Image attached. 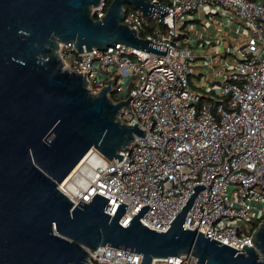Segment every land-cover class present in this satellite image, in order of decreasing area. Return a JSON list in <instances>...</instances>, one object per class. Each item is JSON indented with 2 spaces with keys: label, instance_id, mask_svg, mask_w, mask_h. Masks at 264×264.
I'll list each match as a JSON object with an SVG mask.
<instances>
[{
  "label": "built area",
  "instance_id": "built-area-1",
  "mask_svg": "<svg viewBox=\"0 0 264 264\" xmlns=\"http://www.w3.org/2000/svg\"><path fill=\"white\" fill-rule=\"evenodd\" d=\"M106 1L91 6L94 19L105 14ZM149 1L168 13L144 16L124 5L122 22L139 34L145 17L150 19L153 30L144 38L165 44V54L121 43L77 53L71 43L59 44L63 67L84 75L90 92L110 79L108 96L114 92L117 97L113 102L131 96L119 118L145 133L120 151L119 161L89 149L57 187L73 205L102 195L111 215L118 203L126 204L122 225L147 204L140 222L165 231L192 187L203 184L183 226L196 227L242 253V244L252 245L250 237L264 220V0ZM200 10L224 17L226 24L238 23L235 39L221 47L207 46L202 39L195 50L186 22ZM229 54L232 61L225 60ZM141 258L104 245L89 251L87 264H145ZM195 261V256L181 254L149 264Z\"/></svg>",
  "mask_w": 264,
  "mask_h": 264
},
{
  "label": "water",
  "instance_id": "water-1",
  "mask_svg": "<svg viewBox=\"0 0 264 264\" xmlns=\"http://www.w3.org/2000/svg\"><path fill=\"white\" fill-rule=\"evenodd\" d=\"M99 2L0 0V264H87L89 251L104 245L139 253L145 264L181 254L195 256V264H264V220L242 253L183 226L203 184L192 187L165 231L140 222L147 204L122 225L126 204L111 215L102 195L73 205L58 189L89 149L119 161L145 133L119 118L131 96L113 102L110 79L90 92L84 75L63 67L59 44L71 43L77 53L116 43L166 51L122 22L124 5L144 16L167 14L157 1L111 0L94 19L91 6Z\"/></svg>",
  "mask_w": 264,
  "mask_h": 264
},
{
  "label": "crops",
  "instance_id": "crops-1",
  "mask_svg": "<svg viewBox=\"0 0 264 264\" xmlns=\"http://www.w3.org/2000/svg\"><path fill=\"white\" fill-rule=\"evenodd\" d=\"M190 23L195 25L191 28ZM237 25L238 23L226 24L224 17L200 10L194 16L187 17L186 26L190 36L189 44L196 50L197 44L202 42V39H206L207 46L221 47L226 40L235 39L237 29H239ZM199 68L203 69L204 67L200 65ZM206 71L210 72V69ZM200 75L203 76V74Z\"/></svg>",
  "mask_w": 264,
  "mask_h": 264
},
{
  "label": "trees",
  "instance_id": "trees-1",
  "mask_svg": "<svg viewBox=\"0 0 264 264\" xmlns=\"http://www.w3.org/2000/svg\"><path fill=\"white\" fill-rule=\"evenodd\" d=\"M110 1H111V0H107V1H106L107 4H109ZM125 8H126V9H129V8L132 9V8H134V7L131 6V5H125ZM145 20H146V24H145L143 30H141V31L139 32V35H140L141 37H145L148 33H151L152 30H153V26H154V22L150 21V19H148L147 17H145ZM110 97H111L112 100H117V97H116V95L114 94V92H112V93L110 94ZM257 223H258V222L255 221L253 224L256 226Z\"/></svg>",
  "mask_w": 264,
  "mask_h": 264
},
{
  "label": "rangeland",
  "instance_id": "rangeland-1",
  "mask_svg": "<svg viewBox=\"0 0 264 264\" xmlns=\"http://www.w3.org/2000/svg\"><path fill=\"white\" fill-rule=\"evenodd\" d=\"M195 24L194 23H190L189 24V26L192 28L193 26H194ZM226 61H232L233 60V57H232V55H228L227 57H226V59H225ZM215 86H218V84H215ZM230 197L231 198H235L236 197V193H230Z\"/></svg>",
  "mask_w": 264,
  "mask_h": 264
}]
</instances>
